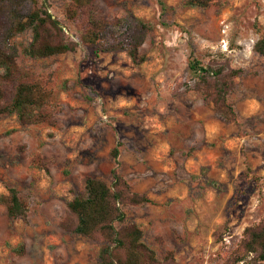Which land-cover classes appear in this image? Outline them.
Segmentation results:
<instances>
[{
  "label": "rangeland",
  "instance_id": "rangeland-1",
  "mask_svg": "<svg viewBox=\"0 0 264 264\" xmlns=\"http://www.w3.org/2000/svg\"><path fill=\"white\" fill-rule=\"evenodd\" d=\"M37 1L76 46L31 57L32 29L13 39L18 64L52 90L55 123L0 114V264L97 263L101 239L65 226L75 220L68 202L86 176L110 184L114 167L151 199L124 210L157 264H264L239 250L245 229L264 219V54L255 50L264 0H94L100 17L149 25L139 64L85 41V18L69 16L70 0ZM193 58L240 70L228 94L234 119L205 96ZM12 187L25 216L7 214Z\"/></svg>",
  "mask_w": 264,
  "mask_h": 264
},
{
  "label": "trees",
  "instance_id": "trees-1",
  "mask_svg": "<svg viewBox=\"0 0 264 264\" xmlns=\"http://www.w3.org/2000/svg\"><path fill=\"white\" fill-rule=\"evenodd\" d=\"M94 0H70L71 18H85L83 39L98 44L103 50H125L135 63L145 56L140 53L149 31L141 19L109 21L96 14ZM193 6H206L208 0H189ZM32 29L33 40L24 51L31 57H47L75 48L67 41L58 20L37 0H0V114H16L21 124L55 123L49 108L53 97L46 81L31 70L18 64V46L14 37ZM55 34H57L55 36ZM255 50L264 54V37L255 43ZM190 71L202 81L205 96L223 116L232 120L236 113L228 102L239 69H216L193 58ZM118 147L113 149L117 159ZM44 166V165H42ZM113 181L86 176L84 188L68 202L69 217L74 222L65 226L77 233L99 237L101 247L95 264H157L156 251L144 241L143 230L134 222H127L124 206L144 204L151 199L144 193L132 191L117 167L112 169ZM9 217L26 215L28 205L15 187L3 197ZM240 252H254L255 260H264V219L248 226L239 247Z\"/></svg>",
  "mask_w": 264,
  "mask_h": 264
}]
</instances>
